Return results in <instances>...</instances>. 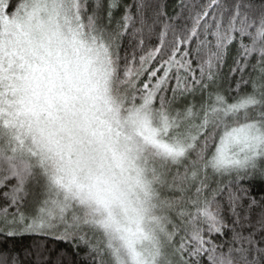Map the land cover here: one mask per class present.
<instances>
[{"label":"snow or ice","instance_id":"1","mask_svg":"<svg viewBox=\"0 0 264 264\" xmlns=\"http://www.w3.org/2000/svg\"><path fill=\"white\" fill-rule=\"evenodd\" d=\"M0 264H264V0H0Z\"/></svg>","mask_w":264,"mask_h":264},{"label":"trees","instance_id":"2","mask_svg":"<svg viewBox=\"0 0 264 264\" xmlns=\"http://www.w3.org/2000/svg\"><path fill=\"white\" fill-rule=\"evenodd\" d=\"M171 2V0H170ZM31 243L30 239H24L22 241L19 242L18 247H24L27 246L28 244ZM49 246L53 247V248H58V249H62L65 248L66 245L63 242H57V241H49Z\"/></svg>","mask_w":264,"mask_h":264}]
</instances>
